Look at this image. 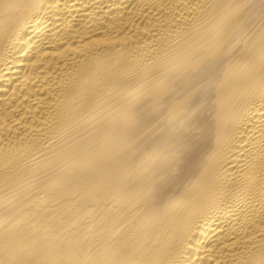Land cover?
I'll return each instance as SVG.
<instances>
[{
  "label": "bare ground",
  "instance_id": "bare-ground-1",
  "mask_svg": "<svg viewBox=\"0 0 264 264\" xmlns=\"http://www.w3.org/2000/svg\"><path fill=\"white\" fill-rule=\"evenodd\" d=\"M0 264H264V0H0Z\"/></svg>",
  "mask_w": 264,
  "mask_h": 264
}]
</instances>
